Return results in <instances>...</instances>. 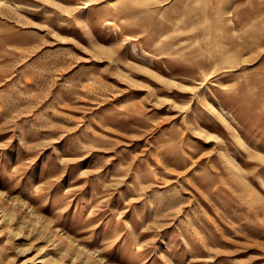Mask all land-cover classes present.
Instances as JSON below:
<instances>
[{
	"label": "rangeland",
	"instance_id": "374dc122",
	"mask_svg": "<svg viewBox=\"0 0 264 264\" xmlns=\"http://www.w3.org/2000/svg\"><path fill=\"white\" fill-rule=\"evenodd\" d=\"M0 264H264V0H0Z\"/></svg>",
	"mask_w": 264,
	"mask_h": 264
}]
</instances>
